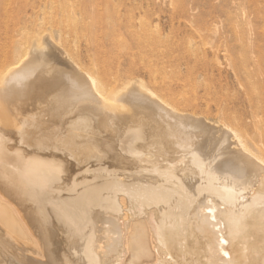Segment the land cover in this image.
Returning <instances> with one entry per match:
<instances>
[{"label": "bare ground", "instance_id": "6f19581e", "mask_svg": "<svg viewBox=\"0 0 264 264\" xmlns=\"http://www.w3.org/2000/svg\"><path fill=\"white\" fill-rule=\"evenodd\" d=\"M59 2H0V99L7 104L8 92L24 99L0 117V130L20 134L29 112L55 98L63 142L78 140V160L116 148L122 166L108 167V181L97 185L98 193L112 192L100 207L111 214L97 219L94 198L64 197L61 159L38 148L9 150L0 135V264H264V90L229 102L221 96L228 83L220 81L217 98L210 83L200 103V79L221 63L219 51L209 59L207 47L198 52L202 38L180 47L147 30L123 40L129 62L111 86V75L103 82L68 48L60 17L69 10ZM88 2L93 8L99 0ZM108 2L120 42L122 28L135 23L130 11L144 1ZM71 11L67 17L78 18ZM48 15L51 26L32 24ZM254 43L238 65L228 58L220 80L261 68ZM87 45L103 47L98 39Z\"/></svg>", "mask_w": 264, "mask_h": 264}, {"label": "rangeland", "instance_id": "374dc122", "mask_svg": "<svg viewBox=\"0 0 264 264\" xmlns=\"http://www.w3.org/2000/svg\"><path fill=\"white\" fill-rule=\"evenodd\" d=\"M11 1L15 2L16 0ZM108 1L99 0L98 5L93 8L89 6L88 0H60L59 2L61 8L67 6L66 9L69 10V12H65L66 16L62 14L60 17L62 26L69 29L71 33L67 44L68 48L73 53L78 52V63L84 69L95 71L96 76L101 75L103 82L107 76L111 75L110 85L113 86L114 81L125 72L124 69L129 60L123 53V40L135 39L137 38L136 34L143 35L147 30L148 32L156 31L166 44L177 45L182 42L187 45L188 40L192 38H197V41L202 38L201 44H198V52L203 56V52H206L203 50V46L207 47L206 58L209 59L212 58V50L219 51L221 63L214 67L208 66L207 76L200 79L201 85L197 91L200 103L203 99L202 94L207 93L206 88L210 87V83L214 84V90L216 87L214 94L217 98L220 81L222 85L227 82L228 85L225 86L221 96L222 99H228L229 102L236 98L241 102H246L249 95L256 99V94L264 90V63L261 64L260 69L252 65L246 70L240 71L239 78L230 73L225 81L223 78L220 80V73L223 76L230 68L227 67L226 62L228 58H230V63L234 62L238 65L242 57L252 55L251 41L255 42L257 53L259 50L263 52L262 60H264V0H143L144 4L141 8L136 6L130 11L129 16L134 18L135 23L127 30L122 28V34L119 37L122 41L120 42L114 32L116 28L113 25L116 23ZM70 6L78 12V18L75 15L67 17L72 12ZM141 19L144 22H141ZM52 21L53 17L48 15L39 17L32 24L46 28L51 26ZM146 23H148L147 28ZM92 39L100 40L103 47L88 46L87 42ZM180 47L184 46L180 44ZM191 50L193 51V46ZM61 60L70 66L74 63L71 60L70 62L65 59ZM204 66L203 64L202 68ZM110 92V89L107 90V93ZM191 93L193 94V92ZM212 93L213 91H211ZM8 97L7 104L3 102L4 98L0 99L5 106V111L10 107L7 113L2 112L1 107V112L4 113L0 112L1 118L9 114L11 108L18 107L24 102L23 98L11 95L9 92ZM56 103L55 98L48 99L42 103L39 109L29 112L20 134L14 135L13 130L10 131L6 128L0 130V135L7 139L6 145L9 150H25L29 147L36 150L38 148L44 156L61 159L66 164V169L61 173L62 179L59 181V185L65 187L64 197L77 195L78 199L85 197L91 200L94 198L93 200L97 201L95 205L99 207L94 216L97 219H106L111 214V210L100 207L108 206L107 199L110 198L112 192L105 189L98 193L97 185L105 184L108 181V179H104L107 176L105 171L108 167L122 166L120 162L113 160V155L117 153L116 148L95 152L93 157L85 161L78 160V140L73 146L71 141L63 142L64 134H61L63 119L59 116L60 111L54 108ZM215 112L216 110L212 109L211 114ZM40 133L42 134L39 135ZM92 150L97 149L93 148ZM96 176L99 178L94 179L93 177ZM76 183H78V187ZM68 188L70 189L67 190ZM86 189H93L94 194L84 196L82 191ZM27 224L31 229H50L46 223L42 228L33 227L29 222ZM55 229H59V227H55ZM98 229H110V225L99 223ZM97 234L99 238L106 235V232L99 231ZM99 244L104 245L100 238Z\"/></svg>", "mask_w": 264, "mask_h": 264}]
</instances>
